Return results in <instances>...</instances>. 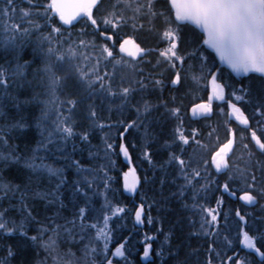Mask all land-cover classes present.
I'll return each instance as SVG.
<instances>
[{
  "label": "snow or ice",
  "instance_id": "6c2138e0",
  "mask_svg": "<svg viewBox=\"0 0 264 264\" xmlns=\"http://www.w3.org/2000/svg\"><path fill=\"white\" fill-rule=\"evenodd\" d=\"M13 3L14 0H7V7L0 10L3 17L10 19L9 13L15 11L12 7ZM28 3L30 8L40 7L38 4H33L32 0H28ZM102 3L103 0H49L42 6L43 15L39 11L34 13L35 20L30 19L33 15L32 12L21 10L23 13L22 23L9 25L6 22L3 25V32L0 34V49L6 53L11 51L12 59L5 58V64L9 67L0 65V120L4 121L0 123V146H7L9 134L14 130H20L23 133L21 142L26 151H18L19 145L13 146L8 152L0 151V264H49V261L51 264H114V258L124 259L126 264H131L126 255L127 245L130 242L128 238H125L122 243H118L114 249L109 247V242L112 239L110 222L126 211L123 207H113L108 201L107 193L110 191L111 177L103 165L97 172L94 168H85L79 160L72 159V155L77 151L75 143L72 144L71 152L67 150V142L75 135L74 126L69 121L77 106L88 102L86 118L94 121L97 116L96 104L93 99L97 94L96 81L89 78L88 73L83 72L80 65L75 63L77 52L73 47L72 33L64 38L62 31L65 25L74 27L73 22L78 18H86L88 25L95 29L105 41H112L116 30L129 23L135 30L136 21L140 18H162L165 27L161 35L166 41L167 47L160 51L159 55L171 63L173 68L176 67L175 61L178 60L182 64L185 59L178 55L181 26H193L194 32L198 30L199 37H202L200 47L210 50L215 56L209 63V55L200 51L199 48L189 54L195 56L199 53L201 71L206 67L208 75L211 77V93L208 101L194 105L191 109L192 114L194 116L198 113L206 115L211 113L214 99L225 101V89L228 85L217 83V80L220 72L227 69L230 74L246 77L250 81L248 85L242 84L238 89L241 95L236 94L237 90H234L232 95L236 101H243L247 96L248 103L253 106L254 115L261 118L257 120V124L264 125V0H164L161 10L156 8L159 0H123L122 3L118 0V3L112 4L111 7L119 8L120 11L108 12L101 19H97L93 9L99 11ZM129 11L132 13L131 16L127 15ZM56 18L59 23L56 22ZM39 20H43L44 23H39ZM26 24L29 26H25ZM44 29H48L46 34ZM110 29L113 30L112 35H106ZM87 35L89 33L84 30L80 33V36ZM92 35L94 36L95 33ZM32 36L36 37L34 42L31 40ZM29 43L33 45L34 55L38 56L41 61L40 66L32 70L31 79L27 78L28 69L31 68L34 61L20 62L21 52ZM65 45L68 46L65 47ZM79 46H85L83 39L79 41ZM93 46H96L94 41ZM102 52L106 53L108 57L114 55L113 50H110L107 45L102 46ZM119 52L126 53L133 59L141 53L146 54L145 49L135 43L132 38L123 39L119 44ZM216 58L219 60V66L216 64ZM115 62L116 64L122 63L121 60ZM69 65L74 76L67 71ZM127 66L133 72L136 71L135 65L128 64ZM212 68H216V71H212ZM199 78L193 76V80ZM74 79L77 83L70 84L69 81ZM99 79L97 77V80ZM252 81H257L258 87L254 88ZM180 82V73L176 72L170 83L175 86ZM135 83L139 85V89L128 86L121 87L119 91H116L109 82L106 92L110 100H120L116 110L121 117L125 108H128L129 111L135 109L136 119H118L114 124L108 125L112 128L123 127L124 131L118 133L121 139L119 151L129 163H131L129 152L123 143L125 133L136 127L142 117L144 120H148L152 111L155 110V106L143 97L135 104L132 103V98L137 90L144 92L147 88L144 79L135 81ZM162 85V80H154L153 90ZM25 87L32 89L33 96L20 101L14 91L18 92ZM73 88L75 91H70ZM10 89L14 91H10ZM100 91H105L103 83H101ZM62 94L70 98L62 100L60 98ZM37 97H43L39 101L42 105L40 115L34 117V126L41 139L36 141V146L31 148L29 154L27 147L31 144L32 138L25 130L31 125L29 116L21 111V105L30 104ZM5 100L11 102V107L16 110L15 114H10L5 110ZM65 105L68 106L69 115L67 116L62 115ZM162 106L167 108L166 103ZM227 107L228 115L251 132V141L254 142L255 150H258L259 155L264 157V137L258 136L257 131L250 127V118L232 100L227 101ZM52 111L57 113V120L54 123L56 132L59 133V142L51 131H48L45 136L46 129L43 127V123L49 119V114ZM168 114L179 117V108H168ZM144 126L147 136L148 125ZM100 127L103 128L105 125H100ZM176 133L175 140H178L179 144L187 145L189 143L187 136L181 133L179 128L176 129ZM80 139L87 142L89 133L85 131ZM234 142L233 130L229 128L226 142L211 155V166L215 168L216 173L230 170L228 157L229 153L233 151ZM179 144L176 147H179ZM167 146L172 147V145ZM243 147L248 151V163L244 169H235L234 174L228 179L235 181L237 177L239 178L243 183L239 200L247 205H253L259 200H264V159L253 163L255 150H249V144H244ZM112 148L111 143L106 145V156ZM41 152L45 155H41ZM47 154L67 161L66 166L56 167L54 163L46 162ZM89 156L95 158L91 151H89ZM143 156L155 168L151 154L147 150L143 152ZM204 163L203 169L193 168L192 161L183 158V149L180 153L169 152L167 160L160 166L161 170L163 171L166 166L174 167L177 176L173 177V183L178 178L183 179L184 183L178 185V191L165 196L163 186L167 179L166 176L162 177L159 181L161 185L160 198L157 200L153 196L154 202L165 205L176 197L184 198L189 188L192 189L193 201H196L201 191L207 192L211 184H218V180H214L208 170V162ZM67 168L74 169L77 178L69 180L66 176ZM94 172L96 174L92 175ZM101 172L103 173L101 180L103 191L98 190L99 185L97 184V176ZM5 173L11 179H6ZM143 182L146 185L155 184V172L152 175L146 172ZM197 183H200L199 189L196 188ZM139 184L140 178L135 169L129 167L128 171L123 173L124 190L136 192ZM219 187L229 195L236 196V192L230 190L228 181ZM97 196L104 199L99 210L91 206L93 198ZM5 199L9 202L7 207H3L2 204ZM221 203L222 200L218 199L217 205L219 206ZM144 209L145 203L142 199L141 204L135 209L137 224L143 222ZM13 211L19 214V220L8 215ZM96 211L102 213V226L99 214L93 221L92 213ZM201 211L210 217V220L205 219L204 224L201 225L202 230L205 224L208 225V232L205 235L207 236L210 232L214 237H219V212L206 207H201ZM261 211L264 212V205H261ZM235 216L238 218L236 226L239 244L248 252L244 256H240L236 251H233L232 255H227L232 247L229 237L224 238L227 243L219 246L213 239L208 244L207 258L204 264H215L217 259L219 264H264V215L258 218V222L257 219L249 221L246 214H241V211L237 209ZM224 219L225 229L230 230L229 214H225ZM153 222V218L149 215L148 223L152 224ZM32 225L37 226L35 227L36 234L30 235ZM253 229L255 234H250ZM158 231L161 230L158 229ZM13 237L17 239L3 243ZM155 239V236L146 235L144 237L143 250L140 254L142 260H148L153 255L151 241ZM169 241L170 235L165 234L160 248L154 252L155 257L161 260V264H165L164 245L169 244ZM29 242L32 250L35 251V256L28 251ZM41 249L45 254L43 259L39 258ZM178 255L179 250L175 253L169 252V258H175ZM256 257L259 259L257 260ZM152 264H155V260L152 261ZM177 264H188V261L178 260Z\"/></svg>",
  "mask_w": 264,
  "mask_h": 264
},
{
  "label": "trees",
  "instance_id": "16d2710c",
  "mask_svg": "<svg viewBox=\"0 0 264 264\" xmlns=\"http://www.w3.org/2000/svg\"><path fill=\"white\" fill-rule=\"evenodd\" d=\"M49 0H32L33 4H38L40 7L38 8H30V5L28 3V0H14L13 8L15 9L14 13L10 12L9 17L5 18L3 17L2 13H0V34L3 32V25L7 22L9 25L12 23L20 24L22 23V11H30L33 13V15L30 17V19L35 20L36 17L34 15L35 12L39 11L41 15H43V5H45ZM158 3L159 8H163L164 0L162 3V0H159ZM5 7H7V0H0V10H3ZM81 19V18H80ZM76 21L74 22V27L70 26L67 27L66 25L63 26L62 31H73L72 33V42H79L81 39H85L87 36H80V33L82 30L88 32V24L85 23V27H82V21ZM39 23L43 24V20H39ZM56 22H58L56 18ZM139 23H137L138 25ZM129 25V24H128ZM149 25V24H148ZM147 24H145L144 27H149ZM175 27V25H173ZM126 27H121L119 30H116V34L113 37V39H123L127 36V38H132L130 35L126 32ZM145 28V29H146ZM141 30V29H139ZM45 34L48 32V29H44ZM113 31H108L107 34L112 35ZM138 30H135L134 33L136 35V42H138L141 45H144L145 42L150 41V37H147V34H138ZM89 33V32H88ZM94 32H91L92 34ZM66 35V34H65ZM67 36V35H66ZM66 36L64 38H66ZM93 37V35H92ZM95 40H97V34L94 35ZM180 49L183 52H186L189 50H192L194 46L198 45L200 43V39L202 37H199L198 30L194 32L193 26L191 25H182L180 29ZM26 39V38H21ZM36 39L35 36L31 37V40L34 42ZM151 48V55L153 56V53H155L156 46L154 44L149 46ZM202 48V47H201ZM203 49V48H202ZM203 51L206 55H209V63H211L212 58L214 55L207 51L206 49ZM21 60L20 62L23 63L24 60H32L36 59L37 56L33 53V45L31 43L26 44L21 52ZM5 58L8 60L12 59V53L11 51L5 52L3 49H0V65H4L5 67H9V65L5 64ZM197 58V56H196ZM14 64V62H13ZM145 64V62H144ZM147 64V63H146ZM190 64V65H189ZM216 64L219 66V62L216 60ZM190 67V68H189ZM144 69L143 74L146 73L150 75L152 72L148 67H142ZM189 68L190 72L194 71L192 68V64L189 61L188 56L185 55V60L183 63V66L181 68V72L186 71ZM216 70V68H212V71ZM170 76V75H169ZM28 79L32 78V72L31 69L28 70ZM116 76H113L111 78L112 87L113 89H116V85H114V81H116ZM218 79L220 80V84H226L228 87L225 89L226 98L228 100H232L239 106L242 111L245 112V115H247L250 118V127L253 130L257 131L258 136L264 137V125H258L257 120L261 119L260 117H257L254 115V109L251 104L248 103V97L245 96L243 101H236L235 97L232 95L234 90L236 91L237 95H241V93L238 91V89L241 87V85H248L250 81L246 77H236L234 74H230L227 69H224L220 72ZM110 80V81H111ZM168 81V79H167ZM70 84H74V81H69ZM253 87H258L257 81L251 82ZM166 86H163L164 88ZM168 88V87H167ZM171 88L164 89L163 90V97L160 98L161 101L165 102L167 104V108L172 107H178L179 108V117H171L167 120L164 119V115L159 113H153L151 115L155 118L152 119V122L148 124L147 127V136L145 135V127L144 119H141V121L137 122V126L131 128L127 133H125L123 143L126 145L129 155L131 156L132 164L134 169L136 170L139 178H140V186L137 194L134 197L127 196L122 191V185H121V178L123 172L127 171L128 166L127 164L122 160L120 151H119V145L121 143V139L118 135L119 132H123L124 129L121 126L112 128L108 127V129L112 131H106L105 134H109L112 136L111 140L113 148V152H110V156H106L105 151L104 154L101 152V147L97 146V142L95 141V137L90 133L89 129L91 126L88 124H83L82 119L79 121L80 113L83 108L86 106L84 104H80L77 106L76 110L72 115L75 118V122L73 123L74 131L77 133L78 130H81L80 134L75 133V140L73 137L74 142H71L72 144L75 143L77 146V150L79 152H82L83 156L89 155V151H91L94 154L95 158L88 157L90 160L91 166L96 169L97 172H99L100 166L103 165L105 170H107L109 177H111V185H110V191H108L107 195L110 201H112L113 206H119L125 208V212L120 214V216L113 218V220L110 222V228L112 230V243L111 246H116L118 243H122L125 238H128L130 240L129 244L127 245V260L131 262V264H152V261L155 260V264H161V260L157 257H155L154 252L155 250L159 249L161 244L164 241L165 234L170 235V241L169 244L164 245V252H165V264H177V261H183L187 260L188 264H204V261L207 258V247L211 240L215 239L217 245H222L223 243H227L225 241V237H229V240L232 241V247L231 250L227 252V255H232L233 251L239 252L240 256H244L248 251H243L242 245L239 244L237 239L238 234V228H237V221L238 218L235 216V212L237 209L241 211V214H246V218L249 219V221L253 219H257L261 215H264V212L261 211V205H264V200H259L257 203L253 205H247L243 201L239 200V195L242 194L240 189L243 188V183L237 179L235 181H230L228 178L232 176L235 172V169H244L246 163H248V151H246L243 147L244 144H249V150H255L254 142L251 141V132L247 129H245L242 125L235 123L232 119H228V107H227V101L226 102H219L214 104V110L212 111V115L208 117H201V118H194L191 119V117L188 114L187 109L185 106L188 104L187 101H184V103H180V97H185V92L182 91H176V90H170ZM10 91H14L13 89H10ZM37 91H39L37 89ZM70 91H75V89H70ZM138 93V92H137ZM135 95L132 98V103L135 104L134 100H140L142 95H139V93ZM14 94L18 95L20 101H24L25 99H30L33 96V91L30 88H23L20 89L18 92L14 91ZM137 94V95H136ZM155 94V93H154ZM61 96H64L65 99H68L67 95L62 94ZM206 94L204 92L201 93V99L206 98ZM108 98V97H107ZM199 98V99H200ZM39 99L41 97H37L35 100L32 101V103L24 105H21V111L29 116V124L31 127L26 129L28 135L31 136V144L28 145L27 151L30 154L31 148L36 146V141L40 140L41 137L39 135L38 130L36 129L35 120L34 117L40 115L41 107L42 105L39 103ZM38 100V101H37ZM4 104L6 105V111L10 114H15L16 110L11 107V102L8 100L4 101ZM112 104V101L110 99L101 101L100 103H96V109L97 113L101 114L99 115L103 122L106 125L114 124L118 119H124V120H134L136 119V115L131 111H129L128 108H125L123 110V116L121 117L118 114L110 113V116H106L105 108L110 106ZM184 106V107H183ZM103 108V111L100 112V108ZM108 112V111H106ZM166 120V121H165ZM227 121V122H226ZM3 120H0V123H3ZM179 128L180 132L185 134L189 140V143L187 145L179 144L178 140H175V136L177 135L176 129ZM231 128L235 134V137H237L238 141H236V145L234 147V150L232 154L228 157L229 159V165L230 170H225L222 173H216L215 168L211 166V160H209V155H205L204 148L207 146L208 143H210L213 140H217V142H221V139L228 138V129ZM85 131L89 133V140L87 142H83L80 139V135L83 134ZM195 132V135H194ZM48 134V132H45V136ZM139 135V136H138ZM23 136V133L20 130H14L12 133L8 136V145L7 146H0V151L8 152L12 149L13 146L19 145V148L17 149L20 152L26 151L24 144L21 142V138ZM60 138H56L57 142H59ZM72 140V139H70ZM69 140V141H70ZM67 142V149L70 150L72 147V144L70 142ZM179 144V147H176V145ZM223 144V143H222ZM220 144L219 147L222 145ZM167 145H172V147H168ZM51 147V146H50ZM141 150H140V149ZM181 149H183V158L185 160H191L192 161V167L196 168L199 167L203 169L205 167V161L208 162V170L211 172L212 177L214 180H218V184L213 183L209 186L207 192L201 191L199 193V198L196 201H193L192 199V189L189 188L187 190L186 196L184 198L176 197L172 199L169 203L165 205H160L154 202L153 196L156 197L158 200L160 198L159 193L161 191V185L159 183L160 179L162 177L166 176L167 182L163 186V193L165 196H168L171 192L178 191V185L183 184L184 181L181 178H178L175 183H173V177L177 176V173L175 172L174 167H165V169L161 170V164L167 160L169 152L175 151L177 153L181 152ZM217 149V150H218ZM140 150V152L138 151ZM147 150L151 154V159L153 161V164L155 165V168L152 167L148 163L146 159H144L143 152ZM215 150V151H217ZM86 151V153H85ZM256 154L253 157L252 162L255 163L257 160L264 159V157H261L259 155L258 150H255ZM88 153V154H87ZM139 153V155H138ZM207 153H210V150L207 151ZM214 153V152H213ZM212 153V154H213ZM211 154V155H212ZM41 155H45V153L41 152ZM48 160L53 163L54 156L51 154H47ZM199 162H198V161ZM65 167V166H63ZM148 173L149 175H152L153 172H155L156 175V182L153 185H146L143 182V177L145 173ZM70 171L66 170V176L69 180H72V177L70 176ZM96 173H92V175H95ZM258 174V173H257ZM103 177V173L101 172L99 176H97V184L99 185V191H103V184L101 182ZM6 179H11L10 176L5 173ZM91 178V177H90ZM226 181L229 182L230 190L236 192V196L229 195L228 192H224L222 188L219 187V185L224 184ZM46 183V182H45ZM200 183H203V181H200ZM200 183L196 184V188L199 189ZM113 190V193L111 194V189ZM95 198V197H94ZM97 199H101L100 196L96 197ZM142 199L145 203V209H144V221L142 226H138L134 223V214L135 209L137 206H139L142 202ZM222 200V203L218 206L217 200ZM94 202V199H93ZM8 200L5 199L2 204L3 207L8 206ZM15 203V201H13ZM151 205V207H149ZM187 205V207H185ZM195 205V206H193ZM92 206V205H91ZM42 207V202H41ZM201 207L206 208H213L216 209L219 212V231L220 235L219 237H214L212 233H208L206 236L205 233L208 232V225L205 224L203 230L201 229V225L204 224L205 219L210 220V217H207V214L201 211ZM225 214H229V220L228 225L230 230L225 229ZM250 214V215H247ZM9 216H14L17 220L20 219V216L16 212H9ZM149 215L153 218V223H148V217ZM35 227L36 225H32L30 228L29 234H36L35 233ZM161 230V231H158ZM246 230H248L246 228ZM250 234H255L254 229L250 232ZM155 236L156 239L154 241H151L153 246V255L148 260H142L141 253L143 250V243L145 236ZM16 237L9 238V240L3 241V243L12 242ZM177 250H179V255L175 258H169V252L175 253ZM28 251L31 255L35 256V251L32 250L31 244L29 242ZM40 251V259L44 258V252L43 250ZM213 256H215V253H213ZM258 260L259 258L256 257ZM114 263L116 264H126L125 260L123 261H117L114 258ZM49 264H51V261H49ZM215 264H219V260L217 259Z\"/></svg>",
  "mask_w": 264,
  "mask_h": 264
},
{
  "label": "rangeland",
  "instance_id": "374dc122",
  "mask_svg": "<svg viewBox=\"0 0 264 264\" xmlns=\"http://www.w3.org/2000/svg\"><path fill=\"white\" fill-rule=\"evenodd\" d=\"M119 2L122 3L123 0H119ZM116 3H118V0H103V3L101 4L99 11L95 8L93 9L94 13L96 14V18L101 19V17L103 15H106L108 12L120 11L119 8L113 9L111 7L112 4H116ZM162 3H163V0H162ZM158 6H160V5H158V3H157V5H156L157 10H161V9H158L159 8ZM127 15L131 16L132 13L129 11L127 13ZM57 20H58V18H57ZM80 21L83 22L82 23L83 28L85 27V23L88 24L86 18H84V17H82L80 19ZM137 23H139V24L137 25ZM145 24H147V25L149 24L148 25L149 27H147V28L144 27ZM141 25H143V27H140ZM25 26H29V25L26 24ZM67 27H70V25H68ZM88 27H89L88 28L89 35L87 37H85V39H84L85 46L81 47V46H79V42H73V47H74L75 51L77 52L75 63L80 65L83 72L88 73L89 78L96 81L95 89L97 90V94L93 98L95 100V104L100 103L101 101L103 102L105 100L110 99V98H107L106 92H107V85L109 84V82H112L111 78L113 76H116V78H117L116 81H114V85H116V89H114V90H116V91H119V89L121 87H128V86L139 89V85L137 83H135V81H138L140 79H144V82L147 85L146 90L144 92H140L139 90H137V92L139 93V95H142L141 97L148 100L151 103V105L155 106V110L152 111V115H153V113L161 112V114H163L165 116L164 119H166V120L168 118L173 117L170 114H168V109H166V107L162 106L165 102L160 100V98L163 97V90L164 89L168 90L169 88H171L170 89L171 91L176 90L178 92L182 91V92L187 93V94H185L186 98L181 96L179 102L184 103V101H187L186 103H188V104L185 106V108L187 109L188 114L190 115L191 119L201 118L203 116L202 114H199V113L194 116L192 114V111H191V109L193 108L194 105L200 104L202 102H207L208 96L211 93V85H210V78L211 77L208 75V69L206 67L204 68L203 71H201V61L199 58V53H197V55H195V56L189 55L191 52H193L197 48H199L200 51H203V49L205 50V48L202 49L200 47V43L198 45L194 46V48L192 50H189V52L188 51H186V52L181 51L180 44L178 45V55L183 56V57H185V55L188 56L189 61L192 64V68L194 70V71L190 72V70H189L190 67H189L186 71L181 72V68L183 66L184 61L182 64L178 60L175 61L176 67L173 68L171 66V63L165 61V59L160 57V55H159V52L164 50L167 47V43L161 35V33L165 27L162 18L161 19L140 18L136 21V29L135 30L139 31L138 34H144V35L147 34V37L148 36L150 37V42L152 41L151 43H149V41H148L147 43H145L142 46L145 48L152 45V44H154L156 46V50H155V53H153L152 59H147V56L141 57V58L139 57L136 59L129 58V57L124 56V55L120 56L121 54H116L114 51L115 49L113 48V41H105L103 38H101L99 36V33L96 32L95 29H93L89 25H88ZM101 27H103V25H101ZM139 29H141V30H139ZM135 30L132 28L131 23H129V25H127V27H126L127 34L130 35V37H132V38H136V35L134 33ZM109 31L111 32L113 30L110 29ZM91 32H94L95 34H97V40H95L94 36L92 37V34H90ZM69 33L74 34L73 31H69V32L66 31V32H64V37L66 35H68ZM1 34H2V32H1ZM110 34L106 33V35H110ZM66 38H67V36H66ZM133 40L136 41V39H133ZM93 41L95 42V45H96L95 47L93 46ZM104 45L109 46L110 50H113V52H114L113 57H108L106 53L102 52V46H104ZM67 46L68 45H65V47H67ZM196 56H197V58H196ZM116 60H121L122 63L116 64V62H115ZM33 61L34 62L32 63L31 68L28 69V70L31 69V72L34 68L40 66V64H41V61H40L38 56L36 59H33ZM144 62H145V64H144ZM128 64L135 65L136 71L133 72L127 66ZM142 67H148L152 71L150 73V75H148L146 73L143 74L144 69ZM67 71L69 72L70 75L74 76V73L72 72L70 65L67 66ZM214 71H216V70H214ZM176 72L180 73L181 82H180V84L174 86V85H171L170 81ZM193 76L200 77V78L198 80H193ZM97 77H99L100 79L97 80ZM156 79L162 80L163 85L157 86L153 90V81ZM167 79H168V81H167ZM73 81H74V84L77 83L75 81V79ZM217 82L221 83L219 79L217 80ZM101 83H103L105 85V91H103V92L100 91ZM163 86H166V87L162 88ZM164 91H166V90H164ZM202 92H204L207 95L205 99L200 98ZM60 98L62 100H66L64 98V96H61ZM42 99H43V97H41V99H39V100H42ZM137 101H139V100H134L135 103ZM87 103L88 102H86L84 105L87 106ZM119 104H120L119 99L112 101V104L110 106L107 105V107L105 108L104 114L106 113V116H110L111 112L114 113V111L112 109L115 110V114H118V112L116 110V106ZM214 104H215V102L212 101V110H214ZM96 109H98V108H96ZM102 111H103V108L101 107L100 112H102ZM106 111H108V112H106ZM132 112L134 113V115H136L134 108L132 109ZM62 115L63 116L69 115L67 105L64 106L63 111H62ZM87 115H88V113H87L86 107H85L82 109V111L80 113V118L78 120L80 121L82 119L83 124H85V125L89 124L91 126V128L89 129L90 130L89 132L92 133V135L95 137L94 142H97V146L101 147V152H103V154H104V151L106 149V145L108 143L113 144L112 141H110L112 136L109 134H107V135L105 134L106 131L107 132L112 131V128H111V130L108 129V125H106L103 122V120L101 119V117L99 116V115H101L100 113L99 114L97 113V116L95 117L94 121L91 119H87L86 118ZM144 115L146 116L147 114H144ZM151 117L148 120L144 121L143 126L148 125L150 122H152V119L155 118V117H153V118H151ZM141 119H143V117ZM228 119L233 120L234 118L229 116ZM56 120H57V113L55 111H52L49 114V119L43 123V127L46 129L45 132H48V131L53 132L55 139L60 138L59 133L56 132V128H55L54 122ZM74 122H75V118L72 115V119L69 121V123L73 125ZM236 123L239 124L237 121H236ZM100 125H105V127L101 128ZM80 132H81V130H78L77 133L74 131V133H76V134H78V133L80 134ZM74 140H75V135H74ZM74 140L72 138V140H70L69 142L70 143L74 142ZM226 140H227V138L221 139V142H219V143L217 142V140H213L210 143H208L207 146H205L204 153H205V155L210 154L209 160H211V154L213 152H215V150L218 149V146L220 144L224 143ZM236 141H238L237 137H236L235 142ZM235 145H236V143H235ZM140 150H138V151L140 152ZM209 150H210V153H207V151H209ZM68 151L71 152V148ZM110 152H113V150H109L107 153V156L111 155ZM81 153L82 152H79L77 150L72 155V159L79 160L80 163L85 168H93L90 164L91 159H88V157H90V156L89 155L83 156V154H81ZM85 153H86V151H85ZM138 155H139V153H138ZM46 162L52 163L48 159ZM53 163L56 167H63V166H66L67 161H64L62 159H57L56 157H54ZM128 169H129V167H128ZM128 169H127V171H128ZM67 171L71 172L69 174L72 177V179L77 178L74 169L67 168ZM122 177H123V174H122ZM121 185H122V178H121ZM113 190L114 189L112 188L111 194L113 193ZM107 197H108V195H107ZM93 199H94V202H92V207L99 210L101 205L104 203L103 197H101V199H97L96 197ZM108 201L113 206L112 201H110L109 198H108ZM113 207H116V204ZM98 214L101 216L100 222H101V226H102V213H100L98 211L93 212L92 218H93V221H95V217ZM109 214H110V212H109ZM144 216L145 215L143 213V217H142L143 221H144ZM133 220H134V223L136 225H138V226L143 225V222L139 223V224L136 223L135 214H134ZM112 239H113V235H112ZM112 239L109 242L110 249H114V247H115V246H111ZM237 239H238V234H237ZM238 242H239V239H238ZM242 248H243V246H242ZM243 251H248V250L243 248ZM115 260L123 261L124 259L115 258ZM114 264H116V263H114Z\"/></svg>",
  "mask_w": 264,
  "mask_h": 264
},
{
  "label": "flooded vegetation",
  "instance_id": "af4514ba",
  "mask_svg": "<svg viewBox=\"0 0 264 264\" xmlns=\"http://www.w3.org/2000/svg\"><path fill=\"white\" fill-rule=\"evenodd\" d=\"M80 18H82V17H80ZM80 18H78V20L80 19ZM77 20V21H78ZM123 39H127V37H124ZM123 39L121 38V39H113L112 41H113V45H114V51H115V53L116 54H121L120 56H127V54L126 53H121V52H119V44L123 41ZM149 41V40H148ZM152 42V41H151ZM150 41H149V43H151ZM135 43H137L141 48H145V47H143L141 44H139L138 42H136L135 41ZM145 43H147V42H145ZM145 52H146V54L145 53H141V54H139L136 58H141V57H146L147 56V59H152V55H151V48L148 46V47H146L145 48ZM128 57V56H127ZM129 58H131V57H129ZM135 58V59H136ZM216 60H217V58H216ZM218 61V60H217ZM219 62V61H218ZM237 77V76H236ZM225 96H226V93H225ZM209 97V96H208ZM215 103L217 102V103H219V101L218 100H213ZM226 101H228V99L226 98L225 99V101H220V102H226ZM213 111V110H212ZM212 111H211V113H208V114H206V115H203L202 117H208V116H211L213 113H212ZM190 116V115H189ZM194 119V118H193ZM233 121L236 123V120H234L233 119ZM234 133V132H233ZM236 140V137H235V134H234V141ZM226 142V141H225ZM235 143L236 142H234V147H235ZM234 147H233V150H234ZM233 152V151H232ZM232 152L229 154V156L232 154Z\"/></svg>",
  "mask_w": 264,
  "mask_h": 264
},
{
  "label": "water",
  "instance_id": "95a60500",
  "mask_svg": "<svg viewBox=\"0 0 264 264\" xmlns=\"http://www.w3.org/2000/svg\"><path fill=\"white\" fill-rule=\"evenodd\" d=\"M74 22H76V21H74ZM73 22V23H74ZM66 26H68V25H66ZM209 52H211L210 50H208ZM214 56H215V54L214 53H212ZM217 60H218V58H217ZM219 61V60H218ZM211 79V78H210ZM218 83V82H217ZM234 147V146H233ZM231 153V152H230ZM229 153V154H230ZM121 157H122V160L128 165V167H132V168H134L133 167V164H132V160H131V156L129 155V157H130V160H131V163H129V161L128 160H126L125 158H124V156L121 154ZM136 171V170H135ZM136 174H137V172H136ZM137 176H138V174H137ZM139 177V176H138ZM139 186H140V184L138 185V187H137V191L136 192H127V191H125L124 190V187H123V177H122V191H123V193L125 194V195H127V196H130V197H134L136 194H137V192H138V189H139Z\"/></svg>",
  "mask_w": 264,
  "mask_h": 264
}]
</instances>
